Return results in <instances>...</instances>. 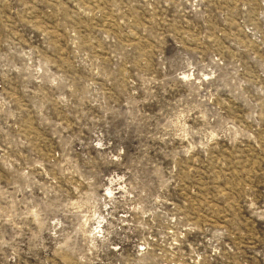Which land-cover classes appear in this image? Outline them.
<instances>
[{"label": "rangeland", "instance_id": "obj_1", "mask_svg": "<svg viewBox=\"0 0 264 264\" xmlns=\"http://www.w3.org/2000/svg\"><path fill=\"white\" fill-rule=\"evenodd\" d=\"M0 264H264V0H0Z\"/></svg>", "mask_w": 264, "mask_h": 264}]
</instances>
